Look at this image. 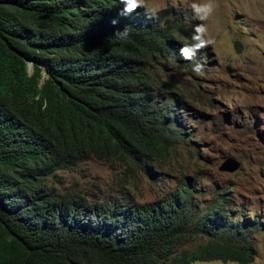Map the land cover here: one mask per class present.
<instances>
[{
    "label": "trees",
    "instance_id": "16d2710c",
    "mask_svg": "<svg viewBox=\"0 0 264 264\" xmlns=\"http://www.w3.org/2000/svg\"><path fill=\"white\" fill-rule=\"evenodd\" d=\"M123 7L0 0V264H250L264 220L196 175L113 212L47 189V177L92 157L155 177L153 160L167 162L193 136L196 111L177 73L209 52L180 56L194 43L191 8L149 20L144 8L121 15Z\"/></svg>",
    "mask_w": 264,
    "mask_h": 264
},
{
    "label": "rangeland",
    "instance_id": "374dc122",
    "mask_svg": "<svg viewBox=\"0 0 264 264\" xmlns=\"http://www.w3.org/2000/svg\"><path fill=\"white\" fill-rule=\"evenodd\" d=\"M148 2L185 10L193 0ZM216 2V13L207 22L214 44L200 63L202 72L181 67L177 73L178 85L187 88L196 111L187 124L190 140L177 143L167 162L153 160L155 177L140 167L128 170L114 157H92L47 177L52 194L89 209L98 203L100 213L113 212L119 201H156L196 175L200 186L226 188L243 214L264 220V0ZM229 159L238 162L237 169L222 170ZM254 245L250 264H264V231L255 235Z\"/></svg>",
    "mask_w": 264,
    "mask_h": 264
},
{
    "label": "clouds",
    "instance_id": "9594fccd",
    "mask_svg": "<svg viewBox=\"0 0 264 264\" xmlns=\"http://www.w3.org/2000/svg\"><path fill=\"white\" fill-rule=\"evenodd\" d=\"M121 4L124 5L121 10V15H129L136 11L138 8H144V15L147 19H158L159 12L162 10V6L158 4H149L148 0H120ZM193 12L195 19L199 20L200 23L195 25L193 29L192 44H184L180 49V56L186 60H191L196 53L204 47H209L214 44V40L208 36L207 22L216 13L218 4L216 0H193L188 5ZM118 38H123L127 35V29L117 31ZM203 65L196 63L193 66V71L200 74L202 72Z\"/></svg>",
    "mask_w": 264,
    "mask_h": 264
},
{
    "label": "water",
    "instance_id": "95a60500",
    "mask_svg": "<svg viewBox=\"0 0 264 264\" xmlns=\"http://www.w3.org/2000/svg\"><path fill=\"white\" fill-rule=\"evenodd\" d=\"M238 165H239L238 162H236V161H234L232 159H229V160L223 162V164L221 165L220 168L222 170L233 171V170L237 169Z\"/></svg>",
    "mask_w": 264,
    "mask_h": 264
}]
</instances>
